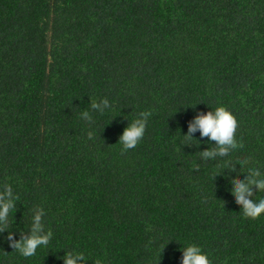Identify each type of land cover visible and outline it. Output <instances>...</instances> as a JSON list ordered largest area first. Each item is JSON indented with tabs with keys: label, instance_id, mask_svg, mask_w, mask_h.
Returning <instances> with one entry per match:
<instances>
[{
	"label": "trees",
	"instance_id": "trees-1",
	"mask_svg": "<svg viewBox=\"0 0 264 264\" xmlns=\"http://www.w3.org/2000/svg\"><path fill=\"white\" fill-rule=\"evenodd\" d=\"M104 97L111 111L79 118ZM216 106L244 151L215 181L222 161L199 156L214 142L179 141ZM140 111L152 113L145 135L122 152ZM248 158L264 170V0H0L8 230L28 235L42 208L52 232L27 258L0 233V264H63L72 250L87 264H180L187 243L210 264H264V217L245 218L230 193Z\"/></svg>",
	"mask_w": 264,
	"mask_h": 264
},
{
	"label": "clouds",
	"instance_id": "clouds-1",
	"mask_svg": "<svg viewBox=\"0 0 264 264\" xmlns=\"http://www.w3.org/2000/svg\"><path fill=\"white\" fill-rule=\"evenodd\" d=\"M89 108L82 110L79 118L87 122L90 126L94 123L93 113L104 115L111 111L112 104L108 98H101L98 102L91 100ZM211 111L200 113L189 122L187 134H181L180 144L183 146H192L191 141L200 140L194 138L196 132L200 133L201 138H208L209 142H214V148L199 153L200 160L216 161L222 163L215 167L213 179L222 175L226 170L236 172L231 167L232 158L240 152L244 151L243 145L238 142V124L236 120L229 114L224 106H216ZM152 113L150 111H140L134 119L130 121L119 137L121 151L127 152L134 149L145 135L147 124ZM88 138L95 137V131L90 127L87 132ZM241 165V171L244 179L232 180L230 189L231 195L234 197L237 205L241 206L242 215L248 219H259L264 217V197L254 196V189L258 193L264 192V170L255 166L250 158L238 161ZM18 196L13 192L11 186H4L0 192V233H8L7 240L12 241L10 247L18 252L21 256L27 258L36 254L37 249L47 246L52 238L51 231H45L43 217L45 215L42 208H34L30 218L28 227V235L21 234L19 240L15 239L14 233L8 230L10 224V215L16 208ZM182 256L180 264H210L209 257L194 243L182 245ZM63 264H87V258L82 252L75 250L65 251L60 257ZM99 264V262H97Z\"/></svg>",
	"mask_w": 264,
	"mask_h": 264
}]
</instances>
